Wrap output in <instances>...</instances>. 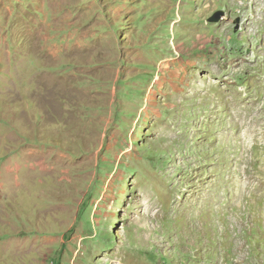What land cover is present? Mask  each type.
Segmentation results:
<instances>
[{
	"label": "rangeland",
	"instance_id": "rangeland-1",
	"mask_svg": "<svg viewBox=\"0 0 264 264\" xmlns=\"http://www.w3.org/2000/svg\"><path fill=\"white\" fill-rule=\"evenodd\" d=\"M0 90V264H264V0H0Z\"/></svg>",
	"mask_w": 264,
	"mask_h": 264
},
{
	"label": "crops",
	"instance_id": "crops-1",
	"mask_svg": "<svg viewBox=\"0 0 264 264\" xmlns=\"http://www.w3.org/2000/svg\"><path fill=\"white\" fill-rule=\"evenodd\" d=\"M7 89H8V91H10L11 93H10V95H9V93L6 95V98H5V104L7 105V106H9V105H14V104H18V103H20L21 101H22V95H20V93H19V91L16 89V88H10V87H7ZM0 92H2L1 90H0Z\"/></svg>",
	"mask_w": 264,
	"mask_h": 264
},
{
	"label": "water",
	"instance_id": "water-1",
	"mask_svg": "<svg viewBox=\"0 0 264 264\" xmlns=\"http://www.w3.org/2000/svg\"><path fill=\"white\" fill-rule=\"evenodd\" d=\"M222 16H223V12L221 10H218L212 16L209 17V21L217 22L222 18Z\"/></svg>",
	"mask_w": 264,
	"mask_h": 264
}]
</instances>
